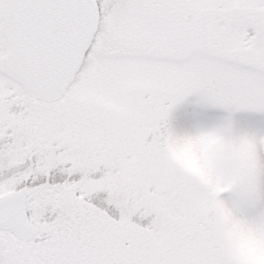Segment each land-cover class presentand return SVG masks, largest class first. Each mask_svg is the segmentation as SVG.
I'll list each match as a JSON object with an SVG mask.
<instances>
[{
  "label": "snow or ice",
  "instance_id": "1",
  "mask_svg": "<svg viewBox=\"0 0 264 264\" xmlns=\"http://www.w3.org/2000/svg\"><path fill=\"white\" fill-rule=\"evenodd\" d=\"M0 264H264V0H0Z\"/></svg>",
  "mask_w": 264,
  "mask_h": 264
}]
</instances>
